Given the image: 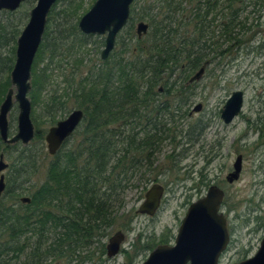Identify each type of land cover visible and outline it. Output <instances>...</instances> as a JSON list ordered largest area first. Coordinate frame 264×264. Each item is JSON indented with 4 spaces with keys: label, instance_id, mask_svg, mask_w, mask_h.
Masks as SVG:
<instances>
[{
    "label": "trees",
    "instance_id": "1",
    "mask_svg": "<svg viewBox=\"0 0 264 264\" xmlns=\"http://www.w3.org/2000/svg\"><path fill=\"white\" fill-rule=\"evenodd\" d=\"M83 2L79 0L76 7L81 8ZM259 2L149 0L138 9L136 20L148 24V32L140 40L132 36L136 12L132 4L128 41L122 42L120 52L113 50L106 60L100 59L99 68L91 67L85 76L77 77L84 64L78 50L73 49L78 56L73 71L62 77V89L48 94L50 73L46 68L38 69L37 61L42 62L44 53L54 60L59 49L57 38L45 43L48 33H44L31 69V106L41 109L51 127L65 119L70 109L82 110L84 117L73 133V147L63 145L54 156H48L39 185L33 181L42 163L40 147L47 131L34 119V137L28 145H8L0 140V155L11 161L6 162L5 173L10 169V174H4L5 190L0 196V264L62 261L79 255L104 236L115 219L120 196L142 185V168L151 165L149 155L169 139L166 124L178 111L176 104L180 102L176 99L194 85L188 84V79L205 61L211 64L220 55L219 39L231 43L241 31L246 32L240 12ZM0 25V45L13 44L0 55L1 105L11 88L9 75L23 21L20 18ZM77 27L78 23L74 29ZM133 42L136 48L131 47ZM100 45L103 49L104 41ZM163 95L165 100H161ZM23 197L30 202L21 203Z\"/></svg>",
    "mask_w": 264,
    "mask_h": 264
},
{
    "label": "rangeland",
    "instance_id": "2",
    "mask_svg": "<svg viewBox=\"0 0 264 264\" xmlns=\"http://www.w3.org/2000/svg\"><path fill=\"white\" fill-rule=\"evenodd\" d=\"M36 1L25 2L13 15L1 14L0 24L21 18L22 30ZM90 1L84 0L79 8L76 7L79 0H59L50 22H46L44 33L47 32L48 36L45 43L57 38L59 49V56L54 60L51 61L44 53L42 62L37 61L38 69L46 68L50 73L46 94L63 88L62 77L73 71V61L78 56L83 59L84 66L76 74L77 77L85 76L91 67L100 66V42L105 37L84 35L78 27L74 29L84 10L88 11L96 0L89 5ZM146 1L149 0L133 2L136 12L133 13L132 36H136V24L140 22L136 20L140 13L138 9ZM70 10L75 12L69 14ZM240 17L248 29L241 31L237 40L231 43L219 39L220 55L206 67L201 80L176 99L180 102L176 104L178 111L172 113L166 124L170 130L169 139L161 143L157 152L149 155L151 165L142 168V185H136L120 196L122 201L114 208L117 211L115 219L104 236L83 248L79 255H70L62 261L48 264H142L157 246L174 245L189 205L203 197L213 184L225 193L220 212L227 221L230 235L229 245L218 264H237L256 253L264 235V0H260L258 5H247L240 12ZM128 28L129 24L117 35L115 53L120 52L122 42L128 41ZM11 45H0V55ZM131 47H137L135 42ZM73 49L78 50V56ZM10 87L15 94L14 86ZM234 91L243 93V105L238 116L226 125L221 121L219 111ZM29 94L30 91L27 94L30 100ZM165 99L166 95H163L161 100ZM198 104L201 110L193 112ZM17 115V104L14 102L7 116L11 135L17 131ZM34 119L45 131L51 127L38 106L31 108L32 123ZM74 142L72 139L67 147L72 148ZM40 148H43L42 163L34 185L43 181L50 158L45 142ZM237 156L242 157L241 172L237 181L228 184L226 176L233 171ZM4 161L11 162L8 157ZM9 174L10 169L5 175ZM155 183L164 187L158 212L152 218L135 214L145 192ZM9 198L14 201L12 196ZM118 230L124 234L125 240L119 254L108 258L106 244Z\"/></svg>",
    "mask_w": 264,
    "mask_h": 264
},
{
    "label": "water",
    "instance_id": "3",
    "mask_svg": "<svg viewBox=\"0 0 264 264\" xmlns=\"http://www.w3.org/2000/svg\"><path fill=\"white\" fill-rule=\"evenodd\" d=\"M25 0H0V10H16ZM57 0H37L30 12V18L17 39L15 62L10 73L9 89L0 105V140L8 145L20 143L28 145L34 137L31 120V102L27 97L30 91L32 64L45 31L47 16ZM134 0H96L91 8L78 21V29L84 35L104 36V47L100 59L106 60L114 50L117 35L126 27L130 7ZM137 39H142L148 32V24L140 21L135 28ZM209 61L188 79V84L201 80ZM14 102L17 104V131L9 137L7 116ZM243 105V93L234 91L220 110V119L230 124L238 116ZM198 104L193 112H199ZM81 110H73L65 119L50 127L44 137L47 153L54 156L64 141L76 130L82 119ZM242 157L237 156L233 171L226 176L228 184L237 181L241 172ZM8 165L0 155V196L5 190L4 172ZM164 195V187L153 184L144 194V200L136 214L150 218L158 212ZM224 192L215 185L210 186L206 194L191 203L179 226L174 245L157 246L142 264H218L221 254L230 242L227 221L220 212ZM29 203L28 197L20 199ZM125 236L117 231L106 244V255L112 258L119 254ZM237 264H264V235L256 253L249 259Z\"/></svg>",
    "mask_w": 264,
    "mask_h": 264
},
{
    "label": "flooded vegetation",
    "instance_id": "4",
    "mask_svg": "<svg viewBox=\"0 0 264 264\" xmlns=\"http://www.w3.org/2000/svg\"><path fill=\"white\" fill-rule=\"evenodd\" d=\"M26 1H28V0H25L24 2H22L21 4H20V6L16 9V10H14V11H9V10H0V15L2 14V12H6V13H14L15 11H17ZM37 2V1H36ZM35 7V6H34ZM33 9V8H32ZM31 9V10H32ZM31 10H30V12H31ZM51 11V10H50ZM50 13V12H49ZM29 18H30V13H29V15H28V20H29ZM28 22V21H27ZM27 24V23H26ZM25 27V26H24ZM23 30V29H22ZM22 32V31H21ZM21 34V33H20ZM20 36V35H19ZM18 36V37H19ZM18 39V38H17ZM17 39H16V43H17ZM15 51H16V49H15ZM9 78H10V75H9ZM196 83V82H195ZM193 84V83H192ZM162 90L160 89V92H161ZM228 100V99H227ZM226 103V102H225ZM225 105V104H224ZM223 108V107H222ZM76 110V109H75ZM79 110V109H78ZM221 110V109H220ZM82 111V110H81ZM82 113H83V111H82ZM219 113H220V111H219ZM83 117H84V113L82 114V119H81V121L79 122V124H78V126H77V128L82 124V121H83ZM235 119V118H234ZM222 121V120H221ZM223 122V121H222ZM141 127H142V123H141V125H140ZM141 127H139V129L141 128ZM76 128V129H77ZM48 131V130H47ZM76 131V130H75ZM74 131V132H75ZM137 131V130H136ZM73 132V133H74ZM140 132H142V130L140 131ZM47 133V132H46ZM73 133L70 135V137L69 138H67L65 141H64V143H63V145H65L64 147H67L69 144H70V141L72 140V139H74L73 138ZM13 135H9V137H12ZM2 142V141H1ZM62 145V146H63ZM139 159H141V158H139ZM4 174H5V172H4ZM5 177V176H4ZM227 182V181H226ZM213 185H215V184H213ZM212 186V185H211ZM223 191V190H222ZM224 192V191H223ZM224 195H225V193H224ZM162 201V200H161ZM136 212V211H135ZM136 214V213H135ZM118 231H120V230H118ZM121 232V231H120Z\"/></svg>",
    "mask_w": 264,
    "mask_h": 264
}]
</instances>
